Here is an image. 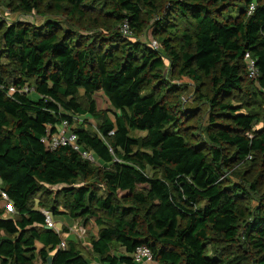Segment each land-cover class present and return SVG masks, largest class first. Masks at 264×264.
Returning <instances> with one entry per match:
<instances>
[{
	"label": "trees",
	"instance_id": "trees-1",
	"mask_svg": "<svg viewBox=\"0 0 264 264\" xmlns=\"http://www.w3.org/2000/svg\"><path fill=\"white\" fill-rule=\"evenodd\" d=\"M43 5L69 24L0 17V57L11 66L0 62V187L15 210L4 217L0 205V264H136L140 245L157 264H264V130H254L264 109H252L264 103V0H19L15 9ZM102 12L121 31L74 28ZM152 16L157 48L139 36ZM165 57L170 74L211 81L213 95L198 94L212 116L197 131ZM100 95L108 109L98 113ZM88 114L100 119L95 129ZM65 120L96 162L43 141ZM48 186L61 199L46 209L94 223L89 253L98 263L76 239L61 247L68 227H47L32 205Z\"/></svg>",
	"mask_w": 264,
	"mask_h": 264
},
{
	"label": "rangeland",
	"instance_id": "rangeland-1",
	"mask_svg": "<svg viewBox=\"0 0 264 264\" xmlns=\"http://www.w3.org/2000/svg\"><path fill=\"white\" fill-rule=\"evenodd\" d=\"M18 1L19 0H0V17L4 19L6 22L12 23L15 21H24V22L34 23V24H42L45 20L52 19L56 21H61L62 25L64 26L69 24L68 18L63 14L62 15L59 14L55 7L48 8L45 5H43L42 12H39V11L25 12L23 10L15 9V6L17 5ZM7 3H11L12 6H8ZM95 5L100 6V4H98V1L95 3ZM102 14H103V17H99L97 16V14L94 13L92 14L90 18H84L81 21V26L74 25L75 26L74 28L77 29L78 32L85 34V35H100V36H109L111 31L114 29H119V31H121V24L120 25L118 24L117 26H112L113 21L107 19L103 12ZM157 17L158 16H152L149 18L145 26V30L143 34H140L139 36L142 41L148 44H151V45L153 41L156 40L158 42L157 47H160V40L158 38L159 36L154 34V29H153V24H154L155 19H157ZM70 20L72 21V23L75 22V19L74 20L70 19ZM0 40H1V32H0ZM0 46H1V43H0ZM0 62L5 66L7 65L8 68L11 67L8 60L5 57H0ZM165 63H166L165 72H166V75L169 81L181 86L180 92L177 94V97H176V101H178L177 103L186 109L192 110L191 113L193 116L188 120L189 122H186V124L191 125L189 128V131H197L198 125H202V126L207 125L208 121L210 120L212 116V107L210 103L205 100L201 101V98L199 97V94H198V89L200 87L202 92H205L207 90L210 96L213 95L211 81L205 77L201 81H196V80L191 79L187 75L179 76V75H175V73H173L172 75L170 74V70H169L170 61L166 57H165ZM13 89L14 87L12 86L11 90ZM80 96H81L80 100H81L82 105L88 109L89 103H88L87 98L84 95L83 89L80 90ZM233 103H236V101H233ZM254 108L255 110H261V108L264 109V103H260L258 106H253L252 109ZM106 109H108L107 101L102 95H100L97 98V110L96 111L98 113L99 112L101 113V111L106 110ZM87 117H88L87 121L89 122V124H87L88 125L87 127L95 129L97 126V122H99L100 119L96 118L95 116H91V115ZM83 119L85 120V118ZM257 129L264 130V121L256 122V124L254 125V130H257ZM131 134L139 139H142L143 137L146 136L147 133L143 131H134ZM59 188L60 187L58 186H48L47 191L38 192L31 201L32 205L35 207L41 208V210H48L49 208L46 209L42 203L45 202L46 204H50L55 198L61 199L60 196H57V193H56V190ZM251 205L252 206L257 205V201H253ZM60 209H63V206H60ZM63 217H65L64 214L54 215L55 221L58 222L56 228L60 232L63 229V227H61L62 222H63L62 220H64ZM89 229L92 230L91 232H93V230L96 229L93 222L89 224ZM78 234L79 236L77 237L78 238L77 240L80 244L81 249L85 252V254L88 257H90L91 256L89 253L90 250L87 247L88 242L90 241V234L83 239L81 238L82 235L80 234V232H78ZM85 234L86 232L84 233V235ZM62 238L66 243L67 240L64 234H62ZM37 264H40L39 260Z\"/></svg>",
	"mask_w": 264,
	"mask_h": 264
},
{
	"label": "built area",
	"instance_id": "built-area-1",
	"mask_svg": "<svg viewBox=\"0 0 264 264\" xmlns=\"http://www.w3.org/2000/svg\"><path fill=\"white\" fill-rule=\"evenodd\" d=\"M255 5L251 4L249 7L248 14H251L254 10ZM122 32L125 35L131 36V31L129 27V23L125 21L122 25ZM158 42L155 40L152 43L153 47H157ZM246 59L248 60V76L252 79H256L259 76V70L256 68V64L254 60L251 58L249 53H246ZM43 141L52 148H56L61 145H71L75 150L79 151L81 155L92 161L96 162V157L94 153L90 150L84 149L79 143H78V135L77 133L72 130L70 127L69 121L65 120L63 121L58 128V131L54 134H49L48 136L43 138ZM4 197L8 198L7 194L2 191L1 193ZM15 210L12 208V213H14ZM45 214V223L46 226L49 228L54 229L57 232H60L57 230L56 226L57 223L54 219L53 213L49 210H43ZM66 245L65 241H62L61 247H64ZM134 261L136 264H149L152 262H155L152 251L143 245H140L136 248L134 254Z\"/></svg>",
	"mask_w": 264,
	"mask_h": 264
},
{
	"label": "crops",
	"instance_id": "crops-1",
	"mask_svg": "<svg viewBox=\"0 0 264 264\" xmlns=\"http://www.w3.org/2000/svg\"><path fill=\"white\" fill-rule=\"evenodd\" d=\"M76 119H81L82 117H75ZM83 119V118H82ZM0 186H1V179H0ZM2 189L0 187V205L4 206V212H3V216L4 217H9L12 214V208H13V204L12 202H10L8 200V198L4 197L1 193H2ZM63 214V213H61ZM65 217H63L64 220H62V225L61 227H68V231L64 232L63 234L65 235L66 239H78L77 237L79 236L78 232H80V234L82 235V239L85 238L86 236H88L90 234L91 235L96 232V229L93 230V232H91L92 230L89 229V227L85 226L84 224L79 223L78 221H75L73 218H71L69 215L64 214ZM54 216V214H53ZM58 223V222H56ZM86 232V234L84 235V233ZM91 232V233H90ZM87 247L90 250V241L88 242ZM92 261L93 263H98V258H95L94 256L92 257ZM149 264H157L156 262H152Z\"/></svg>",
	"mask_w": 264,
	"mask_h": 264
}]
</instances>
